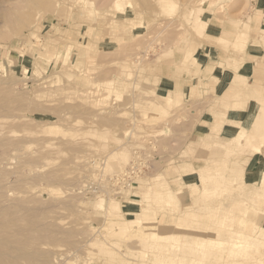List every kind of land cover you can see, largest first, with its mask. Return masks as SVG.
<instances>
[{
  "label": "rangeland",
  "instance_id": "374dc122",
  "mask_svg": "<svg viewBox=\"0 0 264 264\" xmlns=\"http://www.w3.org/2000/svg\"><path fill=\"white\" fill-rule=\"evenodd\" d=\"M29 1L0 0V264H264V100L220 105L264 98V0Z\"/></svg>",
  "mask_w": 264,
  "mask_h": 264
},
{
  "label": "crops",
  "instance_id": "0c3cea01",
  "mask_svg": "<svg viewBox=\"0 0 264 264\" xmlns=\"http://www.w3.org/2000/svg\"><path fill=\"white\" fill-rule=\"evenodd\" d=\"M261 14L264 15V4H261ZM261 30H264V28H262ZM260 42L262 43V45H264V40H263V34H260ZM256 65V64H255ZM255 65L254 66H250L248 69L249 72H251V74L255 75L256 72H255ZM252 68V69H251ZM220 73V74H219ZM219 80L221 79L222 81H225L226 80V72H219ZM260 74L257 75V78H259V81H261L260 83L256 84V85H260L261 83L263 84L264 83V73L262 72H259ZM217 85V90H221L222 86H224L223 84H216ZM228 88V87H227ZM226 88V89H227ZM224 89V90H226ZM219 92V91H218ZM239 99L238 100H229V99H226V98H222L223 99V103H219L220 105L224 106L226 109H228L224 114H227L228 112H230V109L232 107V101H235V102H243V101H248V100H252V99H255V98H258L259 99H256V100H264V98H260L261 96H259L257 93H260L261 90H259L257 88V86H252L249 81L247 80L245 84H243L242 86H240L239 90ZM236 95V92L234 93ZM244 97H248V98H244ZM230 109H229V108ZM260 108H264V104H261L259 105ZM210 113V112H209ZM221 118H219L215 123H214V126L211 130V132H213L214 130H217V128L220 126L219 124V121H220ZM256 126L253 127L252 129V132L251 133H248V134H245L246 135V138L247 140L249 139L250 135H254L255 134V142L254 143H258V136H256V132H255V128ZM225 128V124L224 126H222V129ZM263 130V128L261 127V129H259V131L261 132ZM264 131V130H263ZM214 133V132H213ZM260 140L262 141V139L260 138ZM254 143H250L252 145H254ZM165 196V195H164Z\"/></svg>",
  "mask_w": 264,
  "mask_h": 264
},
{
  "label": "built area",
  "instance_id": "2783aa9c",
  "mask_svg": "<svg viewBox=\"0 0 264 264\" xmlns=\"http://www.w3.org/2000/svg\"><path fill=\"white\" fill-rule=\"evenodd\" d=\"M146 163L142 161L140 156L131 161L125 171L120 175H114L111 180H115L117 185L131 186L134 182V178L140 174H143L146 170ZM88 189L93 192H98V184L89 183Z\"/></svg>",
  "mask_w": 264,
  "mask_h": 264
},
{
  "label": "bare ground",
  "instance_id": "6f19581e",
  "mask_svg": "<svg viewBox=\"0 0 264 264\" xmlns=\"http://www.w3.org/2000/svg\"><path fill=\"white\" fill-rule=\"evenodd\" d=\"M30 1H31V0H30ZM30 1H29V2H30ZM32 1H34V3H33L32 6H34V7L37 6L35 3H36L38 0H36V2H35V0H32ZM32 1H31V2H32ZM40 1H41V0H40ZM31 2H30V3H31ZM37 3L39 4V3H41V2L38 1ZM46 3H47V2H46ZM34 4H35V5H34ZM44 4H45V3H44ZM40 5H41V4H40ZM41 6H42V5H41ZM46 6L49 7V5H47V4H46ZM46 6H43V7H46ZM34 7H33V9H34ZM27 13H28V12H27ZM17 15H18V14H17ZM31 16H32V15H31ZM31 16H30L29 14H25V15H23V16L21 17V18H22V22L19 21V23L21 24V26H22L24 23L26 24V22H28V21L30 20V17H31ZM18 17H19V16H18ZM17 19H19V18H17ZM20 20H21V19H20ZM17 23H18V22H17ZM17 23H16V26H17ZM25 24H24V25H25ZM21 26H20V27H21ZM17 28H19V24H18V27H14V29H17ZM153 48H154V47H153ZM259 108H260L259 106L256 108V114H257L256 117H260V116L262 115L260 112H258ZM255 128H256V129H255L256 136H258V133H259L260 131H259V129H258L257 127H255ZM253 140L255 141V134H254V135H250V137H249V139H248V142L253 144V143H254ZM252 242H253V240H252ZM252 244H253V243H252ZM247 253H248V252H247ZM246 257H247V255H246ZM244 259H245V258H244ZM257 260H258V259H257ZM259 261H260V260H259ZM261 263H262V262H261Z\"/></svg>",
  "mask_w": 264,
  "mask_h": 264
}]
</instances>
